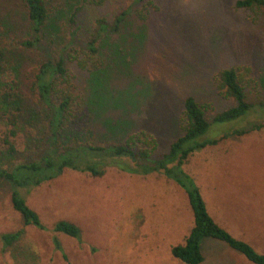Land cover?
Masks as SVG:
<instances>
[{
    "label": "rangeland",
    "instance_id": "obj_1",
    "mask_svg": "<svg viewBox=\"0 0 264 264\" xmlns=\"http://www.w3.org/2000/svg\"><path fill=\"white\" fill-rule=\"evenodd\" d=\"M46 1L54 35L42 41L43 49L29 50L21 46L34 36L23 0H0V42L17 58L18 101L31 110L39 107L32 82L46 56L60 58L73 31L74 45L85 46L97 19L113 22L122 11H131L118 32L101 39L99 69L72 71L85 98L92 78L106 73L101 79L111 101L97 117L93 113L95 144L123 143L144 131L158 142L152 158L157 159L182 134L188 97L202 106L211 123L236 105L219 74L232 68L252 70L245 91L256 107L242 120L213 125L208 137L221 141L195 152L184 169L213 219L264 254V110L259 106L264 104V13L237 10V0H109L99 9L82 0ZM117 124L122 127L112 131ZM256 125L263 129L250 131ZM3 133L0 121V137ZM128 161L127 168L135 166ZM21 193L46 229L24 226L11 205L10 185L0 182V264H182L171 250L185 242L194 215L187 193L162 173L110 167L93 177L66 171ZM58 221L79 226L82 243L54 232ZM19 231L20 241L5 249L2 235ZM215 242L204 249L203 264H251Z\"/></svg>",
    "mask_w": 264,
    "mask_h": 264
},
{
    "label": "trees",
    "instance_id": "obj_2",
    "mask_svg": "<svg viewBox=\"0 0 264 264\" xmlns=\"http://www.w3.org/2000/svg\"><path fill=\"white\" fill-rule=\"evenodd\" d=\"M108 1L82 0L84 6L95 9L105 6ZM143 1L134 0V4ZM23 2L34 36L24 40L21 46L29 50L43 49L42 41L53 36L55 31L47 1ZM235 8L264 13V0H237ZM130 12L129 9L122 11L113 22L97 19L85 46L74 45L73 31L70 44L60 58L52 60L46 56L32 82L39 101V107L33 110L18 101L16 77L19 76V64L14 54L0 42V121L5 127V133L0 137V182L9 184L12 189L13 210L21 216L24 226L45 230L39 214L27 204L22 190L37 188L59 178L66 171H77L93 177H101L110 167L142 175L162 173L187 193L194 215V225L185 242L171 250L175 259L182 264H203V243L216 240L244 257L247 262L264 264V254L235 238L213 219L195 180L184 169L195 152L217 146L221 141L208 137L213 125L242 120L256 107L247 100L245 91L246 85L252 82L249 79L252 73L250 68H232L219 74L227 95L234 99L236 105L217 114L211 123L202 106L193 97H188L184 103L182 134L171 143L169 151L157 159L152 158L158 149V142L144 131L128 136L123 143L95 144L93 113L97 117L111 101L107 83L101 79L106 73L103 71L92 78L89 96L85 98L75 82L77 76L72 71L85 74L99 69L101 39L105 34L118 32ZM76 16L73 13L70 19L73 25ZM1 35L3 33L0 32ZM259 106L264 110V104ZM119 127L122 126L115 125L112 131ZM262 129V125H256L250 131ZM248 133L234 131L232 134L242 136ZM228 135L222 139L228 138ZM34 147L35 154L27 155L28 149ZM128 160L135 166L127 168ZM53 229L82 243V230L74 223L58 221ZM22 234L23 231L3 234L4 248L13 247L20 241ZM54 240L57 248L61 249L58 238Z\"/></svg>",
    "mask_w": 264,
    "mask_h": 264
},
{
    "label": "crops",
    "instance_id": "obj_3",
    "mask_svg": "<svg viewBox=\"0 0 264 264\" xmlns=\"http://www.w3.org/2000/svg\"><path fill=\"white\" fill-rule=\"evenodd\" d=\"M211 243H216L215 240H206L204 243H203V246H202V251H203V255L205 257V254H204V249L206 248L207 245L211 244ZM205 261V260H204Z\"/></svg>",
    "mask_w": 264,
    "mask_h": 264
}]
</instances>
